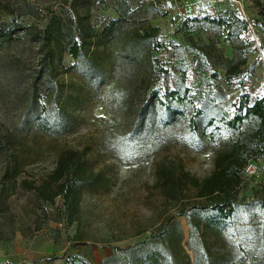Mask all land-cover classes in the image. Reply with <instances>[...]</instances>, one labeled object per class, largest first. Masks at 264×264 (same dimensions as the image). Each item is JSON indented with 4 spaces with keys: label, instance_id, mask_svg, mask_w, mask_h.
Instances as JSON below:
<instances>
[{
    "label": "rangeland",
    "instance_id": "obj_1",
    "mask_svg": "<svg viewBox=\"0 0 264 264\" xmlns=\"http://www.w3.org/2000/svg\"><path fill=\"white\" fill-rule=\"evenodd\" d=\"M120 1L133 12L103 37V30L118 19L112 9L117 0H0V264H60L77 252L93 264L111 257L107 264H148L147 256L157 264H197L186 218L179 215L194 203L193 194L189 189L178 194V188L172 200L163 193L172 194V178L180 170L199 179L208 175L215 156L203 142L191 149L183 122L172 124L166 118L161 124L154 116L150 123L152 114L142 113L155 86L149 60L174 58L172 65L165 64L171 73L157 81L164 90L175 88L174 70L184 66L196 106L206 93H216V87L227 104L235 105L239 90L225 86L222 79L209 89L201 85L208 72L199 67L197 54L180 50L188 37L168 12V1ZM177 1L185 16L208 15L221 23L220 33L215 24L201 23L191 36L198 46L209 45L207 52L225 59L232 57L226 26L235 14H244L255 33L246 38L256 50L247 55V65L255 67L240 91L251 96L250 104L264 97V0ZM150 3L159 8L153 16ZM52 18L60 20L62 33L57 42L47 43L41 34ZM147 28L156 30L150 31L149 43L138 39ZM70 41L80 47L82 60L67 54ZM194 60L197 67H192ZM215 70L222 76L221 69L209 71ZM210 111L205 110V119ZM65 150L79 151L85 166L107 183L102 194L81 192L78 220L68 228L62 222L60 198L43 206L36 195L43 187L49 191L48 175ZM255 186L245 181L239 200L261 198L264 191ZM175 221L181 240L171 227ZM163 230L170 231L166 239L159 235ZM152 234L156 237L135 252L115 251L142 244ZM197 238L205 245V256L216 263L231 242L210 234ZM7 254L11 263L5 261Z\"/></svg>",
    "mask_w": 264,
    "mask_h": 264
},
{
    "label": "trees",
    "instance_id": "obj_2",
    "mask_svg": "<svg viewBox=\"0 0 264 264\" xmlns=\"http://www.w3.org/2000/svg\"><path fill=\"white\" fill-rule=\"evenodd\" d=\"M165 1L171 5V1ZM149 7L152 10L151 16L154 12H159V8H154L152 3ZM112 9L118 19L103 30V37L113 33L114 26L131 16L133 12L127 2L120 0H117ZM201 23L215 24L216 30L220 33L221 23L211 19L210 16H203L201 19L186 16L180 30L185 37H188V44L180 50L183 54H197L200 57L199 67H203V72H208L200 82L203 87L209 89L222 79L225 86L239 90L238 101L235 105L227 104L222 89L216 87V93L211 95L206 93L200 101L201 104L196 106L191 96L192 90L186 85L188 78L184 66L178 64L174 70L177 73L175 88L164 90L157 81L171 73L165 64L172 65L174 58L172 63L158 58L149 60L150 82H154L155 86L143 105L142 113L148 111L152 114L150 123H154V116H158V122L161 124L166 118L168 123L172 124L183 122V134L191 140V149H199V146H195L196 143L203 142L213 149L215 156L208 175L199 179L180 170L177 178H172V194L168 190L164 191L163 195L174 200L178 188V194L186 189L193 194L194 203L179 215L186 218L189 228L188 244L194 252L195 263L264 264V194L261 198H252L251 202L239 200L238 197L239 190L243 186L244 166L248 161H256L264 157V97L257 98L250 104L251 96L247 92L240 91L243 82L255 67L254 63L247 65V55L256 50L252 46V40L246 38L253 26L241 14L233 16L226 26L225 35L226 41L232 48V57L225 59L222 54H215L210 50L207 52V49H210L209 45L200 47L194 41L191 34L196 32L197 25ZM61 27L60 20L52 18L41 34V40L47 43L57 42L62 33ZM150 31L156 32L155 29L147 28L141 35L138 34V39L146 43L151 42L153 35L150 36ZM252 33L255 35L253 31ZM84 46H88L87 43ZM258 48L261 51V45ZM66 52L75 61L83 58L76 41H70ZM212 68L221 69L222 76L216 70L210 72ZM206 109L211 111L205 119ZM164 178L169 183L168 176L165 175ZM47 179L46 184H50L49 191L44 187L41 188L36 194L37 198L43 206L45 202L53 205V199L60 198L59 207L63 212L62 222L65 228L78 220L81 192L86 190L97 195L106 191L105 178L100 173L88 169L83 163L81 153L75 150H65L59 155L55 169ZM255 188L257 191H264V187L255 186ZM171 227L176 230L178 239L181 240L182 232L178 221H175ZM168 232L170 231L163 230L159 235L166 239ZM207 234L218 240L231 239V242L226 243L228 246L224 247L225 254L220 256L221 260L217 263L212 257L205 256V245L203 241H198V235L204 237ZM155 237L152 234L142 244L129 246L124 251L115 248V251L118 254L135 252ZM229 256L234 257L235 260L227 261L226 258ZM128 257L129 255H126L125 260ZM112 259V257L107 258L101 264H107ZM138 260L139 258L136 259ZM146 260L148 264H157L152 256H147ZM60 264L93 263L83 253L77 252L66 255Z\"/></svg>",
    "mask_w": 264,
    "mask_h": 264
},
{
    "label": "built area",
    "instance_id": "obj_3",
    "mask_svg": "<svg viewBox=\"0 0 264 264\" xmlns=\"http://www.w3.org/2000/svg\"><path fill=\"white\" fill-rule=\"evenodd\" d=\"M169 1H171V8L168 9V12L174 18L176 24L181 25L183 21L185 20L186 16L181 11L180 7L177 5V2H178L177 0H169ZM237 1L240 2L243 0H237ZM259 53H260V50H259ZM164 61L172 63L173 57H167ZM260 61L262 62L263 67H264V60L261 58ZM192 63H193L192 67L197 66V60L192 61ZM263 71H264V68H263ZM242 181H243V184L245 181H250V182L253 181L254 184L258 185V187H264V157L257 159L256 161H248L246 163V165L243 168ZM58 225L61 226V224H58Z\"/></svg>",
    "mask_w": 264,
    "mask_h": 264
},
{
    "label": "crops",
    "instance_id": "obj_4",
    "mask_svg": "<svg viewBox=\"0 0 264 264\" xmlns=\"http://www.w3.org/2000/svg\"><path fill=\"white\" fill-rule=\"evenodd\" d=\"M9 254H11V253H9ZM9 254H7L6 256H5V261H7V262H9V263H11L12 262V260H10V257H12V256H10ZM23 256H25V254L23 255ZM17 259V258H16ZM19 259H21V257L19 258ZM18 260V259H17ZM36 261V260H35ZM17 264H24V263H22V261H20L19 260V262H16ZM36 264H41L40 263V261H36L35 262Z\"/></svg>",
    "mask_w": 264,
    "mask_h": 264
}]
</instances>
